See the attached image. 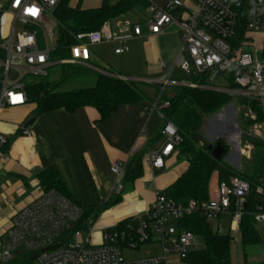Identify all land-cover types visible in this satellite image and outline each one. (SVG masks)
I'll list each match as a JSON object with an SVG mask.
<instances>
[{"label":"built area","instance_id":"2783aa9c","mask_svg":"<svg viewBox=\"0 0 264 264\" xmlns=\"http://www.w3.org/2000/svg\"><path fill=\"white\" fill-rule=\"evenodd\" d=\"M147 1V19L140 23L117 20L113 25L105 22L96 31L77 35L76 43L68 50L69 57L58 64L91 68L93 46L112 45L114 54L121 55L128 51L127 42L132 39L177 29L180 51L171 66L161 63L162 79L112 77L155 85L158 91L153 108L161 119V110L169 106L163 100L165 91L178 85L171 82L175 69L192 78L181 87L237 95L264 110V0H191L193 8L186 7L184 0L162 5ZM59 3L60 0L0 1V111L25 107L28 85L47 77V70L55 65L50 62L53 50L49 44L58 40L54 11ZM243 5L246 22L240 36ZM259 37L263 44L258 46ZM218 79L227 85L217 86ZM22 133L27 135L28 131L23 128ZM5 143L0 134V148ZM178 143L177 129L166 123L160 131L159 146L147 151L143 164L153 172L162 171ZM111 173L115 178L112 194L119 195L123 191V165L114 163ZM252 194L256 200L253 222L255 226L264 225V178L252 188L247 181L230 177L226 181L217 179L205 201L190 200L180 205L157 194L147 213L134 218L136 229L117 232L115 225L102 231L99 243L93 244L91 229L88 233L75 232L70 240L65 237L80 220L81 209L54 190L41 191L11 217L9 228L0 237V264L16 260H29L23 264H170L173 257L184 263L190 253L204 249L205 243L185 230L182 220L200 216L214 233L227 235L231 243H236L241 240L240 225ZM153 244L160 246L159 257L135 262L122 258L123 250L137 251Z\"/></svg>","mask_w":264,"mask_h":264},{"label":"crops","instance_id":"0c3cea01","mask_svg":"<svg viewBox=\"0 0 264 264\" xmlns=\"http://www.w3.org/2000/svg\"><path fill=\"white\" fill-rule=\"evenodd\" d=\"M145 1L149 4L147 0ZM151 1L156 5H162L170 0ZM82 2L89 3V5L84 8L81 6ZM100 6L101 0H79L78 5H69L70 8L78 7L84 11L95 10ZM147 18L148 15L144 10V16L135 17L133 21L127 19L126 14L109 22L113 25L117 20L124 19L140 23ZM180 46L177 29H171L164 34L132 39L127 42L128 51L126 53L115 55L113 52L112 56L126 57L128 62L133 61L136 64V68L128 71V74L135 73L150 80H160L164 77L161 63H165L167 67L171 66L179 54ZM101 47L103 45L91 47L89 62L91 68L87 69L94 74H102L101 72L105 70L109 76L137 79L114 73L106 64L107 61L103 62L96 53L95 50ZM111 71L115 75L111 74ZM231 96L234 98L237 95ZM236 98L240 99L238 96ZM137 104L122 106L103 121L93 108H82L73 113L63 110L54 111L47 114L39 134L34 130V132L31 131L32 135L27 136H22V129L26 122L33 118L29 110L22 107L0 111L2 120L0 134L4 135L8 141L6 150L0 156V237L9 228L11 217L27 206L42 191L38 175L41 171L51 167L57 169L61 182L68 188L72 198L78 204L99 211L93 222L95 225L92 226L100 233L114 227L122 220L146 214L156 195L163 194L168 187L173 185L185 172L187 164L183 162L176 165V161L179 160L175 155L166 159L164 169L160 172H153L143 164L147 151L159 146V139L141 138L135 135L134 122L141 118L139 111L134 110ZM144 111L146 112L145 108ZM232 113L231 110L229 113H219L216 123L221 125L225 120L224 122L229 123L231 129L233 128L235 135L225 140L234 147L235 138H238L240 133H238V126L235 122V112ZM113 122H118L120 125L121 138H113L109 127H106ZM97 125L100 129L99 135L96 130ZM127 125L132 126L131 132ZM17 128L20 129L11 138ZM126 130L132 134L131 138L124 136ZM239 148L238 145V152ZM140 156H142L141 176L133 183L125 184L120 200L103 210L105 203H113L116 200V195L112 194L115 179L112 178L111 166L114 163L123 165L122 181L124 183L130 162L133 158ZM234 164L238 166V162ZM213 175L214 185L211 179L209 183L211 191H214L218 179L216 173Z\"/></svg>","mask_w":264,"mask_h":264},{"label":"trees","instance_id":"16d2710c","mask_svg":"<svg viewBox=\"0 0 264 264\" xmlns=\"http://www.w3.org/2000/svg\"><path fill=\"white\" fill-rule=\"evenodd\" d=\"M139 0H101V6L95 10H80L70 8L69 0H60L54 11L57 22L58 40L57 48L52 56L57 60H65L69 57V48L76 43L75 37L79 34L98 30L102 24L109 22L133 11ZM246 1V0H244ZM245 6L241 7L240 26L238 33L242 36L246 16ZM90 71L82 67V71ZM91 72V71H90ZM107 73L105 70L103 71ZM93 73V72H92ZM94 74V73H93ZM95 83L92 87L82 88L68 92H58V88L65 81L50 85L46 82L37 81L30 84L27 89L28 103L35 104L36 116L63 110L73 113L82 108H93L101 121L115 113L120 107L137 104L143 101L144 96L138 86L132 81H121L105 74H94ZM194 81L196 79H193ZM231 88L234 86L231 85ZM228 94L216 93L208 90L176 88L171 95H165L163 100L169 103L168 108L161 110L163 125L171 123L176 129L179 143L174 147V155L178 160L186 162L187 168L178 180L168 187L163 195L174 200L180 205H186L190 200L205 201L208 199L209 183L212 175L217 174L220 181H226L230 177H238L247 181L251 187L261 178H264V158L258 157L255 163V172L247 175L237 171L224 162L228 148L221 139L215 140L213 147L220 144L224 154L220 160H215L211 152L207 151L208 143L202 135V127L207 118L220 112L232 101ZM239 102L244 108H248L254 115L255 120L244 119V126H252L255 123L262 125L264 134V110L256 102L240 98ZM160 138V133L156 137ZM8 141L0 151L3 153ZM256 148L264 147V142H255ZM142 174V156L133 158L124 177V185L131 184ZM42 191L54 190L77 205L82 215L80 220L66 233V239L70 240L77 232L88 233L97 218L99 211L85 208L78 204L70 194L68 188L61 182L57 169L51 167L41 171L38 175ZM116 195L113 203H105L106 210L120 200ZM256 200L251 195L249 204L240 225L241 244L243 247L258 245L262 242L252 219ZM137 227L134 218H128L119 222L115 229L117 232H125L128 228L133 230ZM182 227L202 238L205 248L201 251L190 253L184 260V264H232L230 260L231 240L227 235L214 233L206 221L200 216H192L182 220ZM29 260L14 261L11 264H23Z\"/></svg>","mask_w":264,"mask_h":264},{"label":"rangeland","instance_id":"374dc122","mask_svg":"<svg viewBox=\"0 0 264 264\" xmlns=\"http://www.w3.org/2000/svg\"><path fill=\"white\" fill-rule=\"evenodd\" d=\"M185 6L188 8H193V3L191 0H184ZM79 0H69V5H78ZM89 5V3H81V6L86 8ZM147 2L145 0H139L137 4L135 5L132 13L127 14V19H130L133 21L135 17L141 18L144 16V10L147 7ZM124 20V19H120ZM55 38H58V30L55 31ZM260 44H263V39L259 37L258 39V46ZM49 47L51 50H55L57 48V42L53 41L50 42ZM96 53L99 55L100 59L104 61H107L106 64L114 71V73H121L124 75H128L129 77H135L138 79H149L147 77H140L141 75L132 73L128 74V71H132L131 69L136 68V64L133 61L128 62L126 60V57H113V47L112 45H103L101 49L95 50ZM59 61L55 59L52 54L50 55V62L55 63L54 66L50 67L47 70V77L35 79L34 82L42 81L46 82L48 84H56L59 83L61 80L65 81L63 84H61L58 88H56V91L58 92H68L73 90H78L82 88H89L92 87L95 83V77L94 74L90 71H82V67L80 66H67V65H60L58 64ZM110 61V62H108ZM113 71H111L113 74ZM115 75V74H113ZM127 76V77H128ZM130 79V78H129ZM192 81L191 76H188L184 74L183 72L179 71L178 69H175L172 77L171 82H175L176 86L168 87L165 91V95L172 94L173 91L176 88H180L183 86V84L190 83ZM33 82V83H34ZM133 82V81H132ZM140 91L142 92L144 99L142 103H139L135 106L134 110L139 111L140 113V119H138L137 122H134L135 125V135L137 134V137L141 138H156L157 135L160 133L162 127H163V120L158 115V112L154 110L153 104L155 101V96L157 94V87L152 84H146L140 81L134 82ZM227 82L222 79H218L216 81L217 86H225ZM29 86V85H28ZM163 96V97H164ZM235 96L232 101L224 107L223 110L220 112L214 114L213 116L207 118L204 122V125L202 127V135L204 137V140L208 144H212L217 139L223 140V142H226L228 153L224 157V162L231 166L233 169L244 172L247 175H251L255 172V163L258 157L264 158V147L256 148L254 146L255 142H264V134L262 131V125L255 123L252 126L245 127L244 126V119L249 120H255V115L247 108H244L243 105L240 104L239 100H237ZM36 106L35 104H27L24 109L29 110V113L31 116L36 115L34 112ZM144 108L146 109V112L144 111ZM232 111L234 114L235 112V122L238 126V133H240L238 137L239 146L243 150L242 155L239 154L237 148L225 139H228L229 137H232L235 135L236 132H234L233 128L231 129V126H229V123H225L223 121V124L216 123L218 121V114L219 113H229V111ZM48 113L40 114L35 117L36 121L34 125L28 129L27 135H32L31 131L34 132L37 131L39 134L41 131L42 122L47 118ZM254 117V119H251ZM5 121V120H4ZM8 121V120H7ZM2 122L0 118V123ZM8 123V122H4ZM128 126V125H127ZM106 127H109L110 134L113 138H121L122 136V130L120 128V125L115 122L109 123ZM132 126H128L129 132H131ZM20 128H17L14 133L12 134L11 138H13L16 133L18 132ZM97 134L99 135L100 129L99 125H97ZM127 130L124 132V136L126 138H131L132 134L129 133ZM26 135V136H27ZM4 136V135H3ZM22 136H25L22 134ZM5 137V136H4ZM214 137H220L215 139ZM227 137V138H225ZM228 142V143H227ZM236 149V151H235ZM238 152V154L236 153ZM184 161L179 160L176 161V165L182 164ZM234 162H238V166L234 164ZM174 166V165H173ZM114 178V176L112 177ZM115 179V178H114ZM215 178L214 175L211 177V183L214 185ZM123 194V193H121ZM95 225V223L93 224ZM91 235L90 240L93 244H97L100 241L99 234L100 232L95 230V227H91ZM256 230L258 232V235L260 236L262 242L258 245L254 246H246L243 247L241 244V240L237 241L236 243H231L230 245V260L232 264H264V225H256ZM161 255L160 246L157 244L153 245H144L140 247L137 251L132 250H123L122 251V258L126 262H135L139 260H143L148 257H159ZM170 264H184L183 262L179 261L177 258H170L169 259Z\"/></svg>","mask_w":264,"mask_h":264},{"label":"water","instance_id":"95a60500","mask_svg":"<svg viewBox=\"0 0 264 264\" xmlns=\"http://www.w3.org/2000/svg\"><path fill=\"white\" fill-rule=\"evenodd\" d=\"M34 122H35V118L29 119L26 122V124L24 125V129H29L33 125ZM235 139H236V148H238L239 141H238V138H235ZM207 151H210L211 152V156L215 160H220L221 157L224 154V149L221 147L220 144H216L215 147H213L212 144H209L208 147H207Z\"/></svg>","mask_w":264,"mask_h":264}]
</instances>
